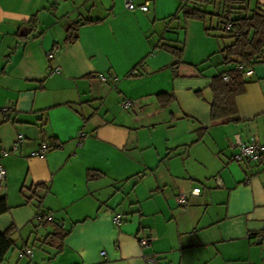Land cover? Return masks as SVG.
<instances>
[{
    "label": "crops",
    "instance_id": "obj_1",
    "mask_svg": "<svg viewBox=\"0 0 264 264\" xmlns=\"http://www.w3.org/2000/svg\"><path fill=\"white\" fill-rule=\"evenodd\" d=\"M133 1L148 9L0 0V231L13 241L2 264H264V167L233 158L237 138L264 143V61L243 69L238 120L210 122L231 42L218 27L261 0L189 3L203 20L185 18L180 0ZM43 142L53 146L31 156ZM55 225L69 232L61 247L47 238Z\"/></svg>",
    "mask_w": 264,
    "mask_h": 264
},
{
    "label": "trees",
    "instance_id": "obj_2",
    "mask_svg": "<svg viewBox=\"0 0 264 264\" xmlns=\"http://www.w3.org/2000/svg\"><path fill=\"white\" fill-rule=\"evenodd\" d=\"M199 0H191L188 3L181 2L180 9L185 18L203 20L208 14L206 11L198 9V7L189 6V3L198 2ZM232 2L234 0H226ZM262 6V8H260ZM222 27H218L222 31L223 39L231 40L220 49L222 63L227 67L225 72L216 75L211 83V89L214 94L210 108V122L212 124H224L237 121V109L235 99L242 94L245 86L243 77V69L238 68L239 64L248 67L253 63L262 61L264 56V0H261L256 7L251 10L250 14L231 19L224 16ZM92 20H86L91 22ZM98 21V20H96ZM230 23L229 29L225 24ZM85 23V22H84ZM81 22H74L67 27L66 39L73 42L77 39V29ZM168 50L175 56L174 64L180 60L182 48L169 47ZM229 77V82L223 80V76ZM169 95H158V101L161 105L167 103ZM167 98L166 101H163ZM50 148L53 145H49ZM98 173L92 170L87 172L88 178L97 176ZM8 210V204L5 197H0V215ZM42 214V213H41ZM12 228L0 231V264L8 250L12 247L13 241L10 238ZM69 232L64 231L60 226L55 225V230L50 233L47 238L51 243H59L61 247L62 241Z\"/></svg>",
    "mask_w": 264,
    "mask_h": 264
},
{
    "label": "built area",
    "instance_id": "obj_3",
    "mask_svg": "<svg viewBox=\"0 0 264 264\" xmlns=\"http://www.w3.org/2000/svg\"><path fill=\"white\" fill-rule=\"evenodd\" d=\"M183 3H188L191 0H180ZM123 6L126 10H135V9H140L142 11H146L148 9L146 4L140 5V6H136L133 0H123ZM226 29H229L230 27V23H226L225 24ZM53 54L51 52H48V57L52 58ZM262 61H264V56H262ZM238 68L240 69H244V65L239 64ZM223 80L225 82H229V77L227 75L223 76ZM132 105V102L130 100H124L122 102V106L124 108H129ZM2 112L5 114V116L8 117L9 115V111L10 108L8 107H4L1 109ZM82 134H80L81 136ZM22 142V137L19 136L16 140V142L14 143V145L12 146L13 150H16L18 148L19 143ZM237 147H238V151L234 154L233 158L236 161H242V160H252V161H258L262 167H264V143H260L258 142L255 138L251 137L249 140L247 141H241L240 139L237 138ZM50 149V146L48 143L43 142L40 144V146L38 147V149L32 151L30 153L31 156H38V157H43L48 150ZM6 151L2 152L0 154L1 155H5ZM5 169L3 167V165L0 163V180H3L5 178ZM199 192V188H194L192 190V193H198ZM176 201L179 205H186L187 204V197L184 194H179L176 197ZM122 217L123 214L121 212H116L114 214V216L112 217V221L115 225H120L121 221H122ZM36 219L39 222H43V221H52V217L48 214H37L36 215ZM140 243L142 245H146L147 244V240L146 239H140ZM32 256V251L28 248L24 249V251L19 253V256ZM144 260L146 261L147 264H154L155 263V259L150 256V255H144L143 256Z\"/></svg>",
    "mask_w": 264,
    "mask_h": 264
},
{
    "label": "rangeland",
    "instance_id": "obj_4",
    "mask_svg": "<svg viewBox=\"0 0 264 264\" xmlns=\"http://www.w3.org/2000/svg\"><path fill=\"white\" fill-rule=\"evenodd\" d=\"M15 253H17V250H15Z\"/></svg>",
    "mask_w": 264,
    "mask_h": 264
}]
</instances>
